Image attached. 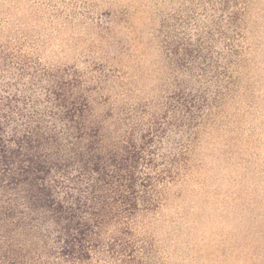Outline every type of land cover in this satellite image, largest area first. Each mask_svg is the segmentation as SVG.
<instances>
[{"label":"trees","instance_id":"1","mask_svg":"<svg viewBox=\"0 0 264 264\" xmlns=\"http://www.w3.org/2000/svg\"><path fill=\"white\" fill-rule=\"evenodd\" d=\"M192 198L249 226L210 251ZM240 262L264 264V0H0V264Z\"/></svg>","mask_w":264,"mask_h":264},{"label":"rangeland","instance_id":"2","mask_svg":"<svg viewBox=\"0 0 264 264\" xmlns=\"http://www.w3.org/2000/svg\"><path fill=\"white\" fill-rule=\"evenodd\" d=\"M140 65L141 66L144 65L143 67L140 68L141 71L139 72V74H142V80L138 82V85L136 87H142L141 83H143V80L147 84V81L151 76L150 70L146 68L147 65L144 63ZM134 73H135L134 67L131 68L127 66V67H122V69H120V72L117 71L114 72L115 74L114 76L115 77L119 76L118 77L119 81H121L123 84H127L125 88H128V91L130 92L133 91L131 89H134L135 84H137V82L134 81L135 80ZM146 88H148V86H144V89ZM195 198H192V206L194 204L195 207L192 209L193 215H191V220H192L191 222L195 220L193 223L195 224L196 227H198L197 228L198 230H196L197 232L194 234L196 238L198 237V242L200 246L204 248L207 247L208 249V246L210 245L209 250L212 251L213 249H215V245L218 244V240H220L219 234H222L223 239L229 240L233 235L239 236L240 232H242V230L245 227L249 226L248 220L240 218L234 213L225 214L228 216V219L225 221V223L222 224V222L219 219V216L224 215V212L221 213V210L212 211L211 209H207L205 207L197 208L196 206L201 205V203L198 199ZM209 215L211 217L209 218V220H207L208 222H206V220L203 219L202 223L200 224L199 223L200 220L199 222L197 221L198 219H202L204 216H209ZM241 262L239 264H242ZM216 264H222V263H216Z\"/></svg>","mask_w":264,"mask_h":264}]
</instances>
